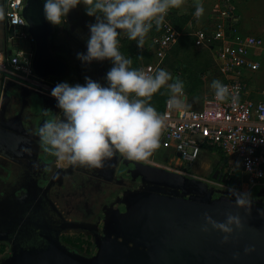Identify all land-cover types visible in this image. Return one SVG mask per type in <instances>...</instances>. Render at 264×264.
Segmentation results:
<instances>
[{
  "label": "clouds",
  "instance_id": "obj_1",
  "mask_svg": "<svg viewBox=\"0 0 264 264\" xmlns=\"http://www.w3.org/2000/svg\"><path fill=\"white\" fill-rule=\"evenodd\" d=\"M184 0H42L43 15L54 26L63 25L69 12L78 5L85 6L95 22L87 25L89 34L86 51L77 58L84 65L108 60L111 67L105 74V84L85 77V83L58 82L51 89L60 109V118L44 109L46 118L36 135L43 150L59 161L73 165L100 168L105 159L117 152L130 160H143L160 146V136L166 126V113H160L150 103L153 94L162 88L168 92L170 110L184 112V82L164 68L154 73L131 67L132 58L120 48L121 37L135 41L143 49L145 39L153 26L159 28L171 9H182ZM204 6L197 0L194 15L204 14ZM217 102L229 100L238 103L235 90L219 79L211 82ZM63 116V119H61ZM235 205L251 212L252 194L235 187L228 189ZM264 214V209L260 210ZM200 230L222 234L221 243L227 244L244 224L241 216L226 214L217 221L209 213L203 214ZM254 250L252 246L245 252ZM239 254H234L238 259Z\"/></svg>",
  "mask_w": 264,
  "mask_h": 264
},
{
  "label": "water",
  "instance_id": "obj_2",
  "mask_svg": "<svg viewBox=\"0 0 264 264\" xmlns=\"http://www.w3.org/2000/svg\"><path fill=\"white\" fill-rule=\"evenodd\" d=\"M22 17L33 39L30 65L34 73L43 79L64 78L69 67L63 58L52 53L49 37L53 27L44 18L42 0H25ZM2 20L8 30L3 10ZM3 53L6 54V49ZM44 109L50 110L49 115L55 114L60 118V109L54 98L10 80L4 82L0 98L1 170L10 172L16 168L27 170L34 167V171H43L38 173L37 183L47 179L50 174L47 171H52V160L36 135L46 118ZM117 153L113 156L116 157ZM129 167L134 181L151 186L145 196L161 205L158 221L170 227L164 228L161 236L153 239L149 250L142 254L135 249H117L114 259H111L114 264H264V214L260 213L264 206L258 201L252 200L251 212H245L236 207L228 191L210 185L207 180L133 160H130ZM221 169L222 165L214 171L212 179L235 184L232 177L220 172ZM236 187H241L240 182L236 183ZM205 212L217 221H224L228 213H238L244 224L243 230L235 232L229 243L222 244L221 233L200 230ZM146 227L148 231L151 224ZM248 246L254 250L245 252ZM236 253L239 254L238 259H234ZM32 257V264L43 263L39 255Z\"/></svg>",
  "mask_w": 264,
  "mask_h": 264
},
{
  "label": "flooded vegetation",
  "instance_id": "obj_3",
  "mask_svg": "<svg viewBox=\"0 0 264 264\" xmlns=\"http://www.w3.org/2000/svg\"><path fill=\"white\" fill-rule=\"evenodd\" d=\"M47 155L52 171L44 182L34 167L0 171V264H32V255L39 264H114L117 249L142 254L170 227L158 221L161 205L145 196L151 186L132 179L130 159L117 153L100 168L62 167ZM251 194L264 206V190Z\"/></svg>",
  "mask_w": 264,
  "mask_h": 264
},
{
  "label": "built area",
  "instance_id": "obj_4",
  "mask_svg": "<svg viewBox=\"0 0 264 264\" xmlns=\"http://www.w3.org/2000/svg\"><path fill=\"white\" fill-rule=\"evenodd\" d=\"M4 2V17L10 38L29 45L27 50L4 54L5 57L0 61V73L4 81L10 80L38 94L54 98L50 92L56 83L50 78L38 77L30 65L33 39L22 17L25 0ZM231 14V9L224 7L220 12L221 23L213 27L199 26L194 32V44L212 53L220 80L230 90H235L238 103L233 105L230 98L217 102L213 94L211 99L203 103L202 108H187L180 112L170 110L166 100L161 112L167 114L166 126L161 133L163 140L171 144L179 155L182 165L180 169L184 167V175H187L203 150L218 149L228 160L229 166L232 167L230 158H234L239 165L240 188L245 186L249 192L255 188L264 190V101L250 98L240 80L243 71L258 68V64L248 57L250 51L262 47L263 40L255 36L237 35L232 29ZM159 29L151 38L150 55L161 61L176 42L178 33L165 21ZM140 69L154 73L156 66L147 64ZM235 171L231 169L227 177L233 178ZM216 182V185L208 183L220 189L228 190L232 187L226 182Z\"/></svg>",
  "mask_w": 264,
  "mask_h": 264
},
{
  "label": "rangeland",
  "instance_id": "obj_5",
  "mask_svg": "<svg viewBox=\"0 0 264 264\" xmlns=\"http://www.w3.org/2000/svg\"><path fill=\"white\" fill-rule=\"evenodd\" d=\"M200 2L203 4L205 11L199 18L193 14L197 0H184L182 9H171L165 17V22L178 33V36L176 42L161 61L150 55L152 48H149V46H152L150 43L151 38L155 33L159 32V28H155L156 30L152 28L145 39L143 49L138 48L135 41L129 40L126 37L119 38L121 41V52L125 56L132 58L131 67L140 69L143 65L154 64L156 69L164 68L171 72L174 77L178 76L184 82L187 108L200 109L204 101L212 98L214 90L211 88V82L214 79H219V76L215 70L210 52L205 47L194 44V32L201 25L209 27L217 26L222 20L220 12L224 7H229L232 11V29L237 35H259L263 39V45L258 51L259 70L255 75L254 86L259 89L258 92H264V0H200ZM50 47L52 48V44H50ZM71 77L70 72H68L59 82L67 81L70 83ZM263 96L262 94H258L257 97ZM167 99L168 92L162 88L153 94L150 103L159 112L162 104ZM153 157L149 156L145 160L153 161L155 164L160 163ZM174 158L177 160L175 156ZM230 160L232 161V167L235 170L237 168V171L234 173H239V165L236 163V160L234 158H230ZM63 164L66 165L67 160H64ZM160 164L166 170L185 174L184 167L177 169L173 165ZM224 171L227 175L230 172L227 164ZM187 175L195 176L191 171ZM208 182L215 185L217 183L211 179ZM243 187L238 190L247 191L245 186ZM258 191L259 189L255 188L250 192L255 194Z\"/></svg>",
  "mask_w": 264,
  "mask_h": 264
},
{
  "label": "crops",
  "instance_id": "obj_6",
  "mask_svg": "<svg viewBox=\"0 0 264 264\" xmlns=\"http://www.w3.org/2000/svg\"><path fill=\"white\" fill-rule=\"evenodd\" d=\"M1 3H2V0H0V61H2V59L5 57L3 53L4 49H6V55L13 53L16 50H19L17 49L16 44L20 42V41L12 40L10 38L9 29L6 30V28H4V23L2 20ZM94 22H95V18L89 17L85 12V6L83 4H80L69 12L63 25L54 26L51 24L53 27V33L49 37V45L52 44V48H53V49L51 48L52 53L58 57L63 58L65 62L68 64L69 72H70V75L72 76L71 77L72 80L70 82L71 84L85 83L86 76L94 80H97L101 82L102 84L106 83L104 77H105L106 72L111 67L110 61L108 60H105L102 62L94 61L90 65H84L77 58L78 52L86 51V39L89 34V29L87 25L89 23H94ZM243 35L260 37L262 39V37L259 35H251V34H243ZM119 48H120V45H119ZM149 48H152V47L149 46ZM260 48L250 51L249 57H248L250 60L258 64V68L254 71L245 70L241 73V77H240V80L245 85L246 93L249 95L250 98L254 99L255 101H264V96L260 98L257 97L258 94L264 95V92L263 91L258 92L259 89L256 86H254L255 77H256L255 75L259 70V59H258L259 52L258 51L260 50ZM27 49H20V50H27ZM210 54L212 56L211 52ZM213 64H214V61H213ZM215 70H216V67H215ZM4 82L5 81L3 79V76L0 73V98L2 95V89H3ZM184 101L187 106L186 96H184ZM177 155L178 154L174 151L173 146L171 144H167L163 140V134L161 133L160 146L158 149H156L152 153L150 157L154 156L153 158L157 159L160 163H163L164 165H167V166L173 165L177 167V169H180V167L182 166L181 160L179 159ZM174 156L177 158V160H175ZM223 158H224L223 161L225 160L224 164L225 165L227 164L230 170L235 169L234 167L229 166L228 160L225 157ZM133 161H137L142 164L157 166L161 168L164 167L160 163H158L159 164L158 165V164H155L153 161H147L145 159L133 160ZM220 161H221V156L215 149H212V150L206 149L201 152V154L199 155V158L191 166L190 171L195 176H198L204 179V178L209 177L214 172L217 166L220 165ZM63 162L64 161L57 160L56 165L63 167L65 166ZM0 171L2 170L0 169Z\"/></svg>",
  "mask_w": 264,
  "mask_h": 264
},
{
  "label": "trees",
  "instance_id": "obj_7",
  "mask_svg": "<svg viewBox=\"0 0 264 264\" xmlns=\"http://www.w3.org/2000/svg\"><path fill=\"white\" fill-rule=\"evenodd\" d=\"M156 27H154V29H155ZM153 29V30H154ZM157 29V28H156ZM155 29V30H156ZM16 46H17V49H27V48H29V45L26 43V42H22V41H20V42H18V44H16ZM176 70V69H175ZM53 82H55V83H58L59 82V80L60 79H56V78H50ZM166 101V100H165ZM165 101H164V103L162 104V107H161V109L159 110V112L161 113L162 111H163V108H164V104H165ZM219 154H220V156H221V161H220V163H222L223 162V157H224V155L221 153V151L220 150H218V149H215ZM232 180H235V184H232L231 183V185H233V187H236V183H238V182H240V178H239V173H234V177H233V179Z\"/></svg>",
  "mask_w": 264,
  "mask_h": 264
}]
</instances>
